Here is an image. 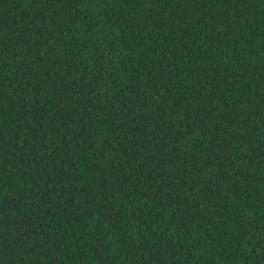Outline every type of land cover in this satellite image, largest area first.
Masks as SVG:
<instances>
[{"label":"trees","instance_id":"trees-1","mask_svg":"<svg viewBox=\"0 0 264 264\" xmlns=\"http://www.w3.org/2000/svg\"><path fill=\"white\" fill-rule=\"evenodd\" d=\"M0 264H264V0H0Z\"/></svg>","mask_w":264,"mask_h":264}]
</instances>
